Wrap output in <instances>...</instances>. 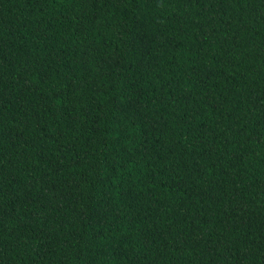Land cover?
Instances as JSON below:
<instances>
[{"label": "trees", "instance_id": "trees-1", "mask_svg": "<svg viewBox=\"0 0 264 264\" xmlns=\"http://www.w3.org/2000/svg\"><path fill=\"white\" fill-rule=\"evenodd\" d=\"M0 264H264V0H0Z\"/></svg>", "mask_w": 264, "mask_h": 264}]
</instances>
